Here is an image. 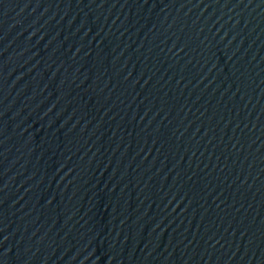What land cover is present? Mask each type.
<instances>
[{"label": "water", "instance_id": "water-1", "mask_svg": "<svg viewBox=\"0 0 264 264\" xmlns=\"http://www.w3.org/2000/svg\"><path fill=\"white\" fill-rule=\"evenodd\" d=\"M0 264H264V0H0Z\"/></svg>", "mask_w": 264, "mask_h": 264}]
</instances>
